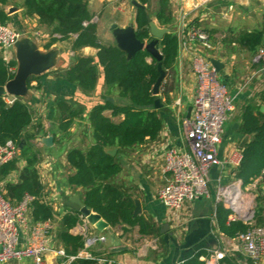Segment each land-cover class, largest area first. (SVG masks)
I'll return each instance as SVG.
<instances>
[{
	"label": "trees",
	"instance_id": "trees-1",
	"mask_svg": "<svg viewBox=\"0 0 264 264\" xmlns=\"http://www.w3.org/2000/svg\"><path fill=\"white\" fill-rule=\"evenodd\" d=\"M13 0H0V23L7 24L9 17L5 7ZM24 8V17L36 19L39 31L48 34L51 45L74 39L73 52L84 47L98 50L97 60L92 57L76 55L72 64L61 70L64 79L86 94L94 92L99 79V68L105 75V85L116 88L118 101L108 99L103 104L95 105L88 121L92 129L94 143L85 152L82 149H71L66 160L73 170L67 183L74 189H81L83 201L109 223L111 228H122L129 234L137 228L143 238L159 235V230L144 216L134 217L135 202L133 196L124 186L116 182L122 172L119 155L145 144L147 140H157L164 128L161 110L156 109L157 96L154 86L160 77L159 64L165 71H173L178 63L179 39L175 32L167 34L160 42L159 50L162 61L158 62L148 52L140 51L134 57L117 46L101 44L96 23H92L93 14L87 0H19ZM143 6H149L151 0H135ZM148 8L137 9V37L141 41H150L147 22ZM156 19L162 27L171 28L174 22L170 0H158ZM211 34V33H210ZM213 35V34H212ZM224 43L241 46L251 54H256L264 45V31L256 30L231 35ZM51 45L48 47L50 48ZM151 60V61H150ZM17 67L16 60L6 61L0 57V86H5L13 79L11 68ZM33 77L29 82L31 87ZM165 81V80H164ZM164 92V91H163ZM164 96L169 97L167 92ZM160 98V97H159ZM257 106H244L242 110L241 132L249 137L242 151V161L234 170L237 180L246 188L258 181L255 190V211L251 223L243 220H232V212L224 205L216 210L217 228L227 238L236 239L247 233L252 227H264V94L260 96ZM162 102V101H161ZM171 103V100L168 101ZM58 132L61 134L56 143L62 145L75 122L84 119L82 108L71 107L61 102L58 106ZM107 113H111L108 116ZM113 119H119V122ZM33 124V113L29 102L18 98L9 105L5 98L0 99V146L8 141L15 142L20 148V155L15 160L0 166V183L3 194L12 205L20 204L27 196L34 200L31 203L29 218L33 224L45 223L54 218L56 211L44 198L45 187L40 179L38 167L43 160L42 152L33 145L35 135L29 132ZM24 142V143H23ZM22 145V147H20ZM108 149H118V155L111 156ZM25 163L23 169L21 162ZM18 173V179L11 177ZM80 222L77 212H70L63 217L58 239L67 256H77L84 248L85 238L73 235L71 231ZM199 254L182 264H207ZM225 262H228L225 260ZM229 263V262H228ZM71 264H97L90 260H76Z\"/></svg>",
	"mask_w": 264,
	"mask_h": 264
},
{
	"label": "crops",
	"instance_id": "crops-1",
	"mask_svg": "<svg viewBox=\"0 0 264 264\" xmlns=\"http://www.w3.org/2000/svg\"><path fill=\"white\" fill-rule=\"evenodd\" d=\"M87 1L94 16L93 19L97 18L98 37L101 44L117 46L112 30L114 24L123 29L132 24L137 31L138 8L133 4L135 0ZM170 1L175 4L184 2V0ZM228 1L232 0H226V2ZM194 4V0H189L187 3L188 7L193 5V9ZM145 7L149 10L148 6ZM11 8L16 9L12 14L9 13ZM0 9H2L1 6ZM5 11L9 17L7 24L21 35L33 38L42 50L59 48L63 51L58 67L32 81L29 98L25 99L28 100L33 113V124L29 128V132L35 135L33 145L43 155L38 170L46 191L44 200L56 211L54 218L50 220L53 225L50 234L53 251L48 253L46 260L48 264H60L61 258L57 251L64 250V248L58 239L59 228L63 217L72 211L65 209L62 205L58 208L57 204L61 202L62 194H79L82 197L83 192L81 189L70 187L67 183L69 175L73 173L66 160L67 152L75 148L85 152L88 150L94 143L93 131L88 121L91 109L95 105L103 104L108 99L118 101L119 92L116 88L106 87L102 67L99 68L97 88L90 94L84 93L78 86L70 84L64 79L61 70L68 68L76 55L92 57L97 60L98 50L96 48L84 47L75 53L73 52L74 39L51 45L50 36L39 31L37 20L24 17V8L19 0H13L9 6L5 7ZM148 14L161 27L156 19V13L149 10ZM215 44L216 49L210 53V56L225 65L219 77L227 85L231 95L235 97L238 110V116L234 120L230 118V122L226 125L225 137L219 151L220 158L228 160L233 153L243 151L241 147L244 140L241 132L242 110L244 106L260 104V96L264 94V71L259 72L262 65H258L256 54L244 50L247 52L246 55L237 57L228 52V48L235 50L236 48L231 47H236V44L231 47L226 44L222 45V43ZM50 45L51 47L48 48ZM0 57L6 61L16 60L13 49L6 51L0 49ZM171 74L175 82L174 88L166 85L167 77ZM196 86L190 58L179 54L176 68L173 71H168L161 86L159 97L163 104V108L160 109L164 122L163 131L157 140H147L145 144L119 155L122 172L116 182L124 186L133 196L134 202L138 200L141 203L142 213L140 216H144L155 225L159 230V235L143 238L137 228L126 235L121 227L117 229L110 227L100 231L89 225L79 215L80 222L71 231L73 235H81L85 238L84 248L79 254L107 258L116 264H182L203 253L206 255L201 256V260L207 263L213 251V253L224 254L225 258L222 260V264H253L243 252L239 240L225 237L217 228L216 191L221 184L237 180L233 168L224 171L218 168L211 170V196L186 203L181 215V224L171 221L170 213L158 200L159 191L170 180V175L163 174L164 149L171 146L181 151L188 150L184 120L188 117L189 109L192 108ZM163 91L167 92L169 97H165ZM169 100L171 103L168 102ZM178 101L181 102L180 105L177 104ZM61 102L67 103L71 107L82 108L85 114L84 119L80 118L75 122L66 141L59 145L56 143L55 134L57 133V138L61 136L58 132V122H56L60 113L58 106ZM107 115L111 116V113H107ZM113 120L116 121V119ZM119 121L118 119L116 122ZM47 139L52 141L51 145L45 143ZM24 167L25 163L22 161L20 168ZM18 176V173H15L11 179L16 181ZM257 184L258 181L246 187L250 195L254 196L253 190L256 189ZM148 240H157V245L152 246V242ZM117 249L124 250L115 251ZM1 264L28 263L9 261Z\"/></svg>",
	"mask_w": 264,
	"mask_h": 264
},
{
	"label": "built area",
	"instance_id": "built-area-1",
	"mask_svg": "<svg viewBox=\"0 0 264 264\" xmlns=\"http://www.w3.org/2000/svg\"><path fill=\"white\" fill-rule=\"evenodd\" d=\"M212 1L196 0L193 10L197 11ZM259 1L264 3V0ZM190 14L181 8L178 27L174 31L179 39V54L190 58L197 83L191 117L184 120L188 150L181 151L171 146L164 149L163 174L170 175V180L158 193V200L170 213L171 221L177 224L182 223L181 215L186 203L211 196L212 169L235 170L242 161L241 151L233 153L228 160L219 156L226 125L234 111L235 97L216 73L211 63L212 57L204 54L205 51L216 49L211 34L194 25L189 19ZM20 37L21 34L8 24L0 23V49H13ZM256 61L262 65L259 72H263L264 46L259 50ZM16 72L17 67L11 68L13 76ZM5 100L11 105L17 98L7 96ZM19 155L18 145L8 141L0 146V166L12 162ZM254 197L241 180H234L217 188L215 202L216 206L222 204L231 210L232 220L251 223L254 218ZM33 200L27 196L20 204L12 205L5 199L0 183V264L9 261L48 264L46 257L53 251L50 237L53 225L51 221L39 224L31 222L29 211ZM237 239L253 264H264V227H252ZM57 253L61 258L60 264H71L83 259L97 264H116L110 259L95 258L88 254L74 257L67 256L64 250ZM224 258V254L212 251L207 263L222 264Z\"/></svg>",
	"mask_w": 264,
	"mask_h": 264
},
{
	"label": "water",
	"instance_id": "water-1",
	"mask_svg": "<svg viewBox=\"0 0 264 264\" xmlns=\"http://www.w3.org/2000/svg\"><path fill=\"white\" fill-rule=\"evenodd\" d=\"M136 8L145 9L146 7L137 1H133ZM15 8H11L9 13L15 12ZM251 11V9H250ZM253 15V13H252ZM147 22L149 28L150 41H141L137 37V31L131 24L128 28H119L117 24L112 26L113 34L117 43V47L124 51L128 58H132L136 53L140 51L148 52L158 62L162 61V54L159 50L160 42L165 38L167 34H170L172 30L168 28L160 27L148 14ZM13 50L15 51V58L17 62V72L12 80H10L5 86H0V99L7 96L28 99L30 95L29 82L35 77H42L51 71L55 70L60 62L62 50L59 48H51L49 50H42L38 43L31 37L21 35L18 42L15 44ZM211 63L214 66L216 73L221 74L225 68V65L217 59H211ZM160 77L158 78L154 86V95L157 96L155 106L156 109H162L163 104L159 98L161 93V86L165 80V71L159 64ZM261 112L264 113V106L261 107ZM192 108L189 109L188 119L191 117ZM249 141V137L246 136L242 142L241 147L244 148ZM24 143V142H23ZM47 145H51V140H45ZM22 147V145L20 146ZM118 149H108L107 153L111 156H116ZM63 206L65 209L77 212L81 215L89 225L95 227L100 231H104L111 226L106 222L103 217L95 213L82 199L79 194L75 195H61V202L57 204V207ZM135 212L134 217H139L142 213V206L138 200H135ZM124 249H117L115 251H121Z\"/></svg>",
	"mask_w": 264,
	"mask_h": 264
},
{
	"label": "rangeland",
	"instance_id": "rangeland-1",
	"mask_svg": "<svg viewBox=\"0 0 264 264\" xmlns=\"http://www.w3.org/2000/svg\"><path fill=\"white\" fill-rule=\"evenodd\" d=\"M188 1L189 0H184L181 4H175L170 1V8L174 17L173 25L171 28L161 27L168 28L174 32L176 30V26H178L179 12L181 8H183L186 12H191L189 19L192 23H194V25H198V27L202 30L211 33V41L214 46L216 45L215 43H222V45H224L225 43L223 40L231 35L237 36L244 32H253L256 30L264 31V3L259 0H232L228 2H226V0H213L208 5L197 11L193 10V5L192 7H188ZM194 1L196 3V0ZM157 6L158 0H152L148 7L151 12L156 13V11H158ZM93 20H95L97 24V18H94ZM263 46L260 49H262ZM231 48L236 49L229 50L230 48H228V52L230 54H235L237 57H243L246 55L245 53H247L239 45H236V47L232 46ZM258 52L255 55L256 57L258 56ZM210 53L211 51L204 52V54H209V56ZM258 65H261V63ZM167 81L166 85L174 88L175 82L172 74L167 77ZM237 111V103L235 102L234 111L230 115L231 119L234 120L235 117L238 116ZM117 120L118 119H116V121ZM255 190L256 189L253 190L254 194ZM253 211H255V202L253 204ZM148 241L152 242V246L154 247L157 245V240Z\"/></svg>",
	"mask_w": 264,
	"mask_h": 264
}]
</instances>
